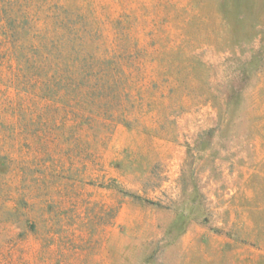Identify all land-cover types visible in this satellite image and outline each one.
I'll return each mask as SVG.
<instances>
[{
  "label": "rangeland",
  "instance_id": "374dc122",
  "mask_svg": "<svg viewBox=\"0 0 264 264\" xmlns=\"http://www.w3.org/2000/svg\"><path fill=\"white\" fill-rule=\"evenodd\" d=\"M0 27H95L133 83L93 123L3 57L0 264H264V0H0Z\"/></svg>",
  "mask_w": 264,
  "mask_h": 264
},
{
  "label": "trees",
  "instance_id": "16d2710c",
  "mask_svg": "<svg viewBox=\"0 0 264 264\" xmlns=\"http://www.w3.org/2000/svg\"><path fill=\"white\" fill-rule=\"evenodd\" d=\"M101 38L95 27H0V63L7 55L13 59L18 71L11 83L19 89L73 95L76 103L96 109L93 123L101 110H111L118 120L114 112L133 83L125 65L105 57Z\"/></svg>",
  "mask_w": 264,
  "mask_h": 264
}]
</instances>
